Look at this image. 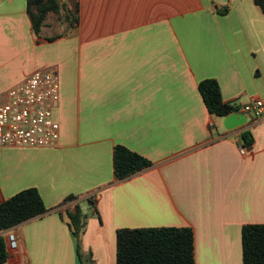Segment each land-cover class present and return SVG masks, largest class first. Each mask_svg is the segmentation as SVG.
Masks as SVG:
<instances>
[{
	"label": "crops",
	"instance_id": "crops-1",
	"mask_svg": "<svg viewBox=\"0 0 264 264\" xmlns=\"http://www.w3.org/2000/svg\"><path fill=\"white\" fill-rule=\"evenodd\" d=\"M75 10L64 29L49 13L37 36L27 0H0V103L37 69L60 74L58 144L0 151V203L36 188L49 209L0 232L2 264H116L118 229L164 226L193 228L196 264H244L242 228L264 224V106L228 131L199 84L216 79L232 104L264 102L262 7L76 0ZM244 130L254 139L245 154ZM119 144L152 164L117 179ZM76 203L92 212L83 209L80 240L68 214Z\"/></svg>",
	"mask_w": 264,
	"mask_h": 264
},
{
	"label": "trees",
	"instance_id": "trees-1",
	"mask_svg": "<svg viewBox=\"0 0 264 264\" xmlns=\"http://www.w3.org/2000/svg\"><path fill=\"white\" fill-rule=\"evenodd\" d=\"M264 11V0H255ZM28 12L33 31L40 36L49 13H60L61 0H27ZM75 19V17H74ZM59 35L49 36L52 41ZM199 89L210 113L225 117L239 111L238 104L223 100L221 89L216 79H205ZM245 146L254 139L248 130L241 134ZM152 161L132 151L124 145H116L114 151L115 176L124 179L150 166ZM75 195L68 196L65 203L75 200ZM94 204V201H91ZM49 211L36 188L24 189L0 203V232L8 230L24 221L40 216ZM74 234L80 240V233L85 227L87 215L79 203L68 210ZM244 264H264V224H246L242 228ZM8 257L7 245L0 235V264ZM116 264H196L195 234L191 227H144L122 228L117 230Z\"/></svg>",
	"mask_w": 264,
	"mask_h": 264
},
{
	"label": "built area",
	"instance_id": "built-area-1",
	"mask_svg": "<svg viewBox=\"0 0 264 264\" xmlns=\"http://www.w3.org/2000/svg\"><path fill=\"white\" fill-rule=\"evenodd\" d=\"M0 103V151L4 147L52 148L60 138V124L55 110L60 101V74L55 66L32 72L6 93ZM236 112L258 116L264 106L261 99L242 105ZM211 126L214 124L211 122ZM246 153V146L240 148ZM9 248L18 247L17 235L8 233Z\"/></svg>",
	"mask_w": 264,
	"mask_h": 264
},
{
	"label": "rangeland",
	"instance_id": "rangeland-1",
	"mask_svg": "<svg viewBox=\"0 0 264 264\" xmlns=\"http://www.w3.org/2000/svg\"><path fill=\"white\" fill-rule=\"evenodd\" d=\"M62 3V9L60 11V13L58 14H53L51 13L52 17L49 20L51 23L53 24H58L60 26V28L64 29L65 27L62 26L63 22H65L67 19L70 22L71 20L74 19V17H76V0H61ZM38 36V35H37ZM249 103V102H248ZM240 106V110L242 109L243 106ZM249 121L252 120L253 115L255 116V114L253 112H249ZM220 120V124L222 126V119ZM83 209L85 211V213L87 215H90L92 212L89 209V206L86 205V203L83 204Z\"/></svg>",
	"mask_w": 264,
	"mask_h": 264
},
{
	"label": "water",
	"instance_id": "water-1",
	"mask_svg": "<svg viewBox=\"0 0 264 264\" xmlns=\"http://www.w3.org/2000/svg\"><path fill=\"white\" fill-rule=\"evenodd\" d=\"M248 122V116L245 113L233 112L223 119L226 130L231 131L242 128Z\"/></svg>",
	"mask_w": 264,
	"mask_h": 264
}]
</instances>
